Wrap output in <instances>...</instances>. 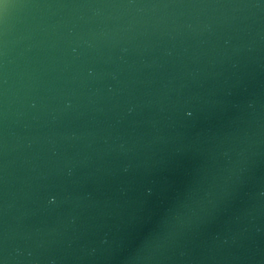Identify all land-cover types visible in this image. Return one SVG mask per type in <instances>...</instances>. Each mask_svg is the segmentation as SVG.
<instances>
[{
  "label": "water",
  "instance_id": "obj_1",
  "mask_svg": "<svg viewBox=\"0 0 264 264\" xmlns=\"http://www.w3.org/2000/svg\"><path fill=\"white\" fill-rule=\"evenodd\" d=\"M0 264H264V0H0Z\"/></svg>",
  "mask_w": 264,
  "mask_h": 264
}]
</instances>
